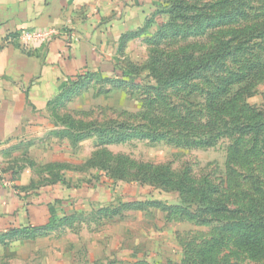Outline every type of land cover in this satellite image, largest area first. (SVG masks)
Segmentation results:
<instances>
[{"label": "rangeland", "instance_id": "1", "mask_svg": "<svg viewBox=\"0 0 264 264\" xmlns=\"http://www.w3.org/2000/svg\"><path fill=\"white\" fill-rule=\"evenodd\" d=\"M142 28L119 40L112 74L53 97L52 144L12 159L30 189L86 200L49 227L0 232V264H264V207L263 257L235 242L253 230H231L264 206V0H156Z\"/></svg>", "mask_w": 264, "mask_h": 264}, {"label": "crops", "instance_id": "2", "mask_svg": "<svg viewBox=\"0 0 264 264\" xmlns=\"http://www.w3.org/2000/svg\"><path fill=\"white\" fill-rule=\"evenodd\" d=\"M155 1L0 0V232L44 225L84 204L83 188L30 189L31 170L15 173L12 159L32 156L41 142L52 144L45 138L50 101L65 82L87 71L112 74L119 40L154 16ZM46 27L74 32L79 42L68 46L60 35L32 48L17 39Z\"/></svg>", "mask_w": 264, "mask_h": 264}, {"label": "trees", "instance_id": "3", "mask_svg": "<svg viewBox=\"0 0 264 264\" xmlns=\"http://www.w3.org/2000/svg\"><path fill=\"white\" fill-rule=\"evenodd\" d=\"M147 22V21H146ZM147 25V23H146ZM143 28H139L129 34H125L122 36V39H126V38H133L134 36H137L138 33L142 32ZM230 43L227 41L222 40L219 44V46L214 48L215 53L213 54V59L219 60L221 59L222 56H224V52L226 54V51L228 50ZM218 48V49H217ZM229 53H227L226 55H228ZM225 55V56H226ZM224 56V57H225ZM200 66H204V62H198ZM189 68L193 67L190 65H186ZM187 71V69H186ZM80 77V76H78ZM68 83L65 82L62 86V88H64V86H66ZM185 182L181 181L180 187L179 189H181L182 191H187V186L185 185ZM261 205H256L254 206V209H247L245 210V213L247 214V218L248 220H251L252 222L250 224H245L242 222V220L239 221L238 224L231 226V230H235V235H234V239L237 236V234L241 231V230H253V234L250 235H246V234H238L237 239H236V243L238 245L239 248H241L242 250H244L246 253L249 254V256L253 259H256V257L258 255L261 254L260 258L263 257V245L260 243L262 241V237L259 236L258 233H256V229H261L260 228V224H255L254 220L255 218H259L260 212L256 211V209H260L261 211ZM209 209V208H206ZM227 209V208H226ZM212 211H216V206H214V208L212 209ZM227 212H230L228 209L226 210ZM234 212L233 209H231V212ZM263 213H264V209H263ZM52 220H54L53 218H51L46 224L44 225H40V226H24V227H20V228H11L9 230H7L6 233L8 232H25V231H30V230H35V229H40L43 227H49L50 224L52 223ZM233 242V240H231ZM234 244V242H233Z\"/></svg>", "mask_w": 264, "mask_h": 264}, {"label": "built area", "instance_id": "4", "mask_svg": "<svg viewBox=\"0 0 264 264\" xmlns=\"http://www.w3.org/2000/svg\"><path fill=\"white\" fill-rule=\"evenodd\" d=\"M60 35L64 37L66 45L68 46L79 42V38L74 32L62 34L57 28L53 27L36 28L23 31L18 34L17 39L24 46L34 48L43 44H47Z\"/></svg>", "mask_w": 264, "mask_h": 264}]
</instances>
